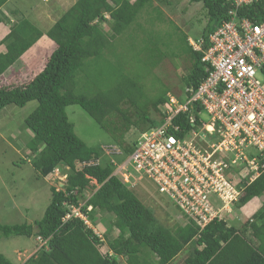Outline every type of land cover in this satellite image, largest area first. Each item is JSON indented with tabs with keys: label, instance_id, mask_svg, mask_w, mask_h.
<instances>
[{
	"label": "trees",
	"instance_id": "1",
	"mask_svg": "<svg viewBox=\"0 0 264 264\" xmlns=\"http://www.w3.org/2000/svg\"><path fill=\"white\" fill-rule=\"evenodd\" d=\"M9 1L0 0V12ZM179 1L76 0L47 31L21 18L11 24L7 35L0 40V49L6 48V52H0V78L13 67H19L17 62L42 38L56 44L57 49L45 69L30 83L12 89L0 88V112L11 105L24 108L37 102V108L24 121L23 128L32 134L25 144L26 156L31 157L30 163L40 179L49 178L62 167L71 169L64 189L51 188L52 199L41 220L34 224L0 223V243L20 236L48 240L47 247L24 264H175L181 256L180 264H264V203L245 223L240 218L241 223L229 226L225 220L216 219L205 227L176 206L188 221L183 226L176 224L174 234L151 207L114 175L116 163L110 158L116 154L106 151L113 148L88 146L76 134L67 114L68 107L79 106L111 135L110 145L121 150L120 156L117 155L121 159L119 163L135 150L134 143L126 142L133 127L140 133L163 123L158 114L171 89L162 84L160 92L150 98L141 74L128 72L126 65L123 69L121 64L114 65L105 57L112 41L134 26L147 36L140 57L145 52L150 54L154 62L148 61L149 66L157 67L165 56L174 60L184 58L191 67L182 75L184 87L179 94L185 88L198 89L211 72V67L203 62L210 37L230 19L234 6L228 0H189L193 5H202L195 14L196 21L204 13V18L198 21L201 29L193 33L195 43L203 42L202 49L196 50L190 44L191 36L171 20H168L172 29L170 38L166 34L163 40L153 33L155 21H166L164 11L154 3L165 7L175 4L174 12ZM260 8L264 9V4L243 6L239 14L262 22L264 11L254 16ZM143 14H146L144 18ZM139 20L146 21L147 27ZM6 23L0 16V25ZM103 25L110 26L113 34ZM135 33L132 36H139ZM176 121L185 132L190 130L186 115H180ZM134 139L135 136L130 141ZM77 164L81 165L80 169ZM261 171V176L245 188L236 209L242 210L264 196V169ZM93 181L97 188L92 186ZM89 188L95 191L87 198ZM71 206H81L85 219L72 217L64 221ZM98 213L113 220H102L108 226L104 236H99L96 230L101 218ZM115 231L118 236L113 238ZM0 264L14 263L0 253Z\"/></svg>",
	"mask_w": 264,
	"mask_h": 264
},
{
	"label": "built area",
	"instance_id": "2",
	"mask_svg": "<svg viewBox=\"0 0 264 264\" xmlns=\"http://www.w3.org/2000/svg\"><path fill=\"white\" fill-rule=\"evenodd\" d=\"M228 1L234 6L230 19L211 35L204 53L203 62L211 67L209 76L196 91L187 88L177 96L168 94L158 114L163 123L135 137L134 152L114 174L125 184L129 174L149 180L159 194L202 227L223 220V206L238 200L252 172L250 182L264 169V20L239 14L243 6L264 4V0ZM263 11L256 10L254 16ZM191 44L201 50L203 42ZM204 113L206 120L201 117ZM183 114L191 125L186 132L175 122ZM108 151L121 154L116 147ZM236 166L245 170L240 173ZM121 168L123 178L118 175ZM208 198L220 206L210 208ZM81 206H71L65 220L85 219Z\"/></svg>",
	"mask_w": 264,
	"mask_h": 264
},
{
	"label": "rangeland",
	"instance_id": "3",
	"mask_svg": "<svg viewBox=\"0 0 264 264\" xmlns=\"http://www.w3.org/2000/svg\"><path fill=\"white\" fill-rule=\"evenodd\" d=\"M75 1L76 0H10L0 12V16L7 20L6 24L0 25V29H2L0 30V40L7 35L11 24H14L21 18L22 20L27 19L31 22L33 21L42 31H47L49 27L59 20L63 11ZM154 6H159L164 11L166 17L165 22L155 21L154 30L152 29L155 35L162 36L163 40L166 34V37L170 38L169 32H172V29L168 20H171L180 26L185 33L191 36L192 41L190 40V44L191 42L195 43L193 33L201 29L198 21L204 18V13L200 14L201 18L197 19V21L195 14L201 11L202 5H193L189 3V0H180L174 12L173 8L175 4L172 7H165L155 2ZM145 16L146 14L142 15L143 18ZM139 21L140 23L144 22V25L147 27L146 21ZM103 26L106 31L113 34L110 26ZM136 29L137 28L134 26L119 38H115V41L111 43V47L106 51L105 57L109 58L108 60L114 65L121 64L123 69L126 65L128 72L131 71L141 74L143 77L142 84L144 85V90L150 95V98L160 92L162 84L171 89L168 94L177 96L184 87L181 80L182 75L187 73L191 67V63L184 58L174 60L171 57L165 56L160 58L157 67L153 68L151 66L152 64L149 66L147 64L148 61H151L150 63L153 61L151 60L152 58H149L150 54L145 52L140 57V53L144 46L143 39L147 38V36ZM135 32H138L139 36H132V34H136ZM175 37L176 36L173 38L174 40L177 38ZM48 41V39L42 38L20 59L19 62H17V66L20 65L19 67H13L9 73H5L0 78V88L9 87L8 89H12L15 86H19L21 83H30L39 75L45 69L53 52L57 49L56 45H47ZM161 49L163 52L166 51L163 46H161ZM0 52H6L5 46L1 47ZM37 106V102H31L24 108L11 105L0 112V223L2 224H34L36 221L41 220L52 199L51 188L54 187L57 190L64 189L67 178L71 174L70 168H63L61 165V170H59V168V171H56L47 179H40L30 163L31 157L29 158L26 156L28 150L25 144L32 138V134L29 130L23 128L24 121ZM67 114L69 120L75 125L76 134L88 146L97 147L106 145L107 148H114V146L110 145L113 142L112 136L103 131L79 106L74 105L68 107ZM201 117L205 120L207 119L205 113ZM129 134L126 142L127 140L128 142H132L130 140L134 136L138 137L139 131L133 127ZM108 150L109 149L106 150L107 154H109ZM23 159L25 162H23ZM110 160L116 163L114 172V174H116L121 164L119 163L121 159L116 155L115 158L112 159L111 157ZM127 162L128 160L123 164H127ZM78 168L80 169L81 165H78ZM130 172L135 174L136 170L131 169ZM122 173L121 168L119 169L118 175L122 177ZM253 174L254 172L251 173V176ZM237 176L238 175H235V178H237ZM125 179L128 182V187L136 196L148 207H151L155 211L160 222L174 230V234L177 230L176 224L183 226L187 223L188 219L185 218L175 204L167 197L158 194L157 187L152 184V182L149 180L141 181L139 176L133 177L130 176V174L126 176ZM92 186H96L95 188L98 187L95 181L92 182ZM93 191H95V189L92 190L89 188L86 197L90 198ZM263 203L264 196L255 199L244 209L239 211L235 210L233 204H226L223 206L224 210L223 213L221 212V216L230 220V223L239 224L238 221L241 223L240 218L242 222L245 223L246 219L251 218L253 214L262 207ZM206 204L212 209L219 205L217 200H212L211 198H208ZM200 212L201 211H199V213ZM97 216L101 217L98 218L99 220L97 221V225L99 224V226L96 227L97 233L99 236H104L108 231V226L102 220L104 219L106 222H111L113 220L111 217H107L100 213H98ZM117 236L118 232L115 231L112 237L115 238ZM40 249V244L35 236L32 238L21 236L12 237L3 239L0 243V253L4 254L14 264H24L30 257L39 252ZM182 257L183 256L179 257L178 260H180V262L177 261L175 264H180Z\"/></svg>",
	"mask_w": 264,
	"mask_h": 264
},
{
	"label": "clouds",
	"instance_id": "4",
	"mask_svg": "<svg viewBox=\"0 0 264 264\" xmlns=\"http://www.w3.org/2000/svg\"><path fill=\"white\" fill-rule=\"evenodd\" d=\"M107 18H109L108 16H107ZM50 44H53V45H56V44H54V43H50ZM29 52V51H28ZM54 53V52H53ZM242 167V168H241ZM69 168V167H68ZM236 168H237V166H236ZM238 172H240V173H242L244 170H245V167L244 166H240V169H236ZM262 170V169H261ZM260 170V174L253 180V181H251L250 182V180H251V177L253 178L254 176H255V173L251 176V174L249 175V177H247V179H245L244 180V183L242 184L243 186H242V188H241V193H240V195H239V198H238V200L237 201H235L234 203H233V206H234V208H235V210L236 211H239L238 209H236V206H237V203H239V201H240V198H241V196H242V194H243V192H244V190H245V188L247 187V186H249V185H251V184H253L260 176H261V174H262V172L263 171H261ZM56 171H59V170H56ZM55 171V172H56ZM246 173V172H245ZM246 185V186H245ZM255 200V199H254ZM253 200V201H254ZM252 202V201H251ZM250 204V203H249ZM69 214V213H68ZM226 214V213H225ZM66 219V218H65ZM64 219V221H67V220H65ZM223 220H225L228 224H229V226L231 225V223H230V220H228L227 218H224ZM38 238H41V237H36V239H37V241H38V243L40 244V247H41V249L44 247V246H47V242H48V240H44V239H42L43 240V242H45V243H43V242H41Z\"/></svg>",
	"mask_w": 264,
	"mask_h": 264
},
{
	"label": "crops",
	"instance_id": "5",
	"mask_svg": "<svg viewBox=\"0 0 264 264\" xmlns=\"http://www.w3.org/2000/svg\"><path fill=\"white\" fill-rule=\"evenodd\" d=\"M47 45H50V42L49 41L47 42Z\"/></svg>",
	"mask_w": 264,
	"mask_h": 264
}]
</instances>
